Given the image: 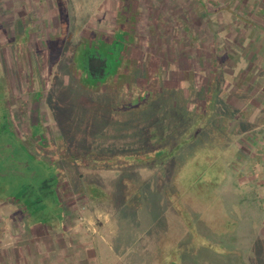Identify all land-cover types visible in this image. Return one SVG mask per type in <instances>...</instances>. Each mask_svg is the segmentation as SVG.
Segmentation results:
<instances>
[{"label":"rangeland","instance_id":"rangeland-1","mask_svg":"<svg viewBox=\"0 0 264 264\" xmlns=\"http://www.w3.org/2000/svg\"><path fill=\"white\" fill-rule=\"evenodd\" d=\"M92 36L125 42L118 71L137 69L120 90L77 80L71 54ZM257 70L263 80L264 0H0V196L39 207L27 220L0 201V264H264L260 180L239 158L240 135L264 127L237 124L245 111L225 90ZM30 100L42 153L19 130ZM155 150L151 164L89 161ZM47 175L58 190L37 188Z\"/></svg>","mask_w":264,"mask_h":264},{"label":"flooded vegetation","instance_id":"flooded-vegetation-1","mask_svg":"<svg viewBox=\"0 0 264 264\" xmlns=\"http://www.w3.org/2000/svg\"><path fill=\"white\" fill-rule=\"evenodd\" d=\"M96 38L97 36L92 37L91 41L93 43H89L87 41L82 42L83 40H81V42L75 45V48H74L75 50L72 52L73 54H71L72 60L75 66L78 61V60L76 61V59H80V63L81 62L83 63L84 68L83 69L79 68L76 70V73H78L77 80L79 81V83L85 84V82L88 83L90 82V80L94 79L93 83L85 85L87 89H89V87L96 88L98 86L104 88L105 86L102 85L103 82L101 83L99 80L107 81L109 80V78L111 79L114 78L115 75H118L121 73L118 71V68H119V65H121V62L124 63L123 65L124 67L125 63H128L129 61L127 58L128 56L126 54L127 49H125V42L122 41V39L120 38L116 39L114 37H112V39L110 40H104L100 38L96 39ZM113 67H114V71L112 69ZM36 103L37 102L30 100L31 108L29 111L30 114L28 116V124L26 125V129H24V127L19 125V130L22 135L26 136L27 139H31V140H34L40 143L39 153H42L44 151L42 149V145H44L45 142H47L44 136L46 132H42L40 134H34L31 132V129L29 127L30 124L32 123L31 113L37 110L38 108ZM22 118H23V113H22ZM35 121L36 120H33V123H36ZM0 147H3V146H0ZM38 157L41 158L40 155ZM74 160H77V159H74ZM54 175H47L46 178H43L40 182V185L37 188L42 190L44 186L55 184L54 186L57 187V190H58L59 185H57V183L59 182H58V179L56 180L54 179V177L56 176ZM47 182L49 183L46 184ZM24 194H25L24 192H21L20 193V196L22 195L21 197L11 196V195L6 194L5 196H0V201L6 200L7 202L11 203L12 205L24 211L26 213V218L28 220V218L31 217L30 215H33L31 212H33L34 214L37 213L39 207L38 205L35 204L34 200H29L28 198H26V196L24 197ZM60 194L61 193L58 194V192H56L57 198L55 199H57V201L59 200Z\"/></svg>","mask_w":264,"mask_h":264},{"label":"crops","instance_id":"crops-1","mask_svg":"<svg viewBox=\"0 0 264 264\" xmlns=\"http://www.w3.org/2000/svg\"><path fill=\"white\" fill-rule=\"evenodd\" d=\"M256 49V48H255ZM253 50V49H252ZM251 70V68H250ZM258 71V72H257ZM256 72L258 74L256 75H261V70H257ZM235 68H232L231 71H228V75L235 74ZM246 72H251L249 70H246ZM244 73V74H245ZM260 77V76H259ZM242 78V76H241ZM257 77L255 76V81L252 80L250 83L244 81L243 85H239L237 82L238 80L236 79L234 82H227L225 86V90L229 92V94L232 96L234 101L232 103L240 109V111H245L241 114H239V120H244L250 118V115L253 116V127L254 129H261L264 127V79L260 77V80L256 82ZM260 82V83H259ZM257 83V84H256ZM259 83V84H258ZM222 88V83L219 84ZM238 89L242 90V92L245 93L248 98L245 100L240 96L239 93H236ZM222 90V89H221ZM257 113V114H256ZM245 129V128H244ZM249 130V129H247ZM246 132V131H245ZM246 134H241L240 135V152L242 153V156H240V162L243 164L241 165L240 168H249V160L247 158V155L250 154L252 155L253 158V163H251L250 168L253 170V174H251V179L252 181H257L258 179L260 182H257L255 184H252V190L255 188L253 185L257 186L255 191L259 194L257 198V207L258 208H263L264 209V128L262 131H259L258 134H255L254 136L251 133V136L248 137L246 142H242V139L246 138ZM250 144V145H249ZM246 164V165H244ZM250 175V174H249ZM243 184H246L248 182H244L243 180L241 181ZM241 183V184H242ZM264 226V221L262 223ZM30 227V226H28ZM31 229L33 227H30ZM262 232H264V229H261ZM11 248H15L14 246H11ZM18 251V248L17 250ZM13 258V257H12ZM15 259V258H14Z\"/></svg>","mask_w":264,"mask_h":264},{"label":"trees","instance_id":"trees-1","mask_svg":"<svg viewBox=\"0 0 264 264\" xmlns=\"http://www.w3.org/2000/svg\"><path fill=\"white\" fill-rule=\"evenodd\" d=\"M74 69H75V65L73 67V70ZM136 69L137 68H135V69L133 68V71H131V72L129 71V73L126 70H124V71H122V69L119 70V71H121V73L116 75L115 78L111 79L112 80L111 82L113 83L114 87L117 85L118 90H120L121 89L120 87H122L123 80L121 78L118 80V78L123 74V72H126V74L128 75L126 77L129 79V76H131L130 79L131 78L133 79V76L136 73ZM146 82H148V84L155 85V84H157L158 80L156 78L155 79H148ZM108 89L114 90V88H111V87L110 88L108 87ZM116 94H118V93H116ZM152 96H154V95H152ZM152 96L150 97V99L154 98ZM143 97L145 98V96H143ZM143 97L140 94L137 95L135 98L137 102H134V103L130 102L128 107L132 108L134 106V104H136L137 106H139L137 109L143 108L142 107L143 105L141 106ZM128 155L129 156H127L125 153L124 154L123 153H115L112 155H109V154L108 155L93 154L90 157L89 161L94 162L96 164V165H94L96 168H121L124 166H130V165H143V164L155 163L159 157L157 150L148 151L145 153H143V152L129 153ZM127 159H129V160L126 161Z\"/></svg>","mask_w":264,"mask_h":264}]
</instances>
